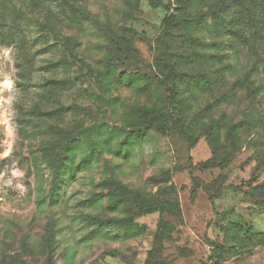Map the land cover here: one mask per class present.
<instances>
[{
    "label": "rangeland",
    "instance_id": "rangeland-1",
    "mask_svg": "<svg viewBox=\"0 0 264 264\" xmlns=\"http://www.w3.org/2000/svg\"><path fill=\"white\" fill-rule=\"evenodd\" d=\"M49 255L264 264V0H0V264Z\"/></svg>",
    "mask_w": 264,
    "mask_h": 264
},
{
    "label": "trees",
    "instance_id": "trees-1",
    "mask_svg": "<svg viewBox=\"0 0 264 264\" xmlns=\"http://www.w3.org/2000/svg\"><path fill=\"white\" fill-rule=\"evenodd\" d=\"M221 21L223 23V20H221ZM177 23L179 25L188 24V22L186 20H179ZM236 25H237L236 24V18L233 21L231 20L229 22L224 23V27H227V26L236 27ZM167 57H168L167 51H165V50L159 51V53L157 54L156 59H155V65H156L157 71L160 74L166 73L165 76L171 77L172 79L174 77H178V75H176V73L174 72V70H172V67L168 63ZM144 117L147 121L152 122L155 120L156 115L154 112H148V113L144 114ZM231 130L232 129L229 130V136H231ZM70 150H71V145H67V147L62 150L61 156L57 160L58 165H56L55 162H53L52 160L49 161V166H51L52 170L54 171V173L52 175V183H51V197H52V195H54V192L56 191V187H57V185L61 179V170H60L61 167H60V165L62 164L63 159H65V154ZM212 165H213L212 163L207 161V162H204L203 164H199L198 167H200L202 169V168H206V167H209ZM152 211H154V210H148L146 213L152 212ZM51 231H52V227H50V232ZM50 245L51 244H49V246ZM49 251H50V248H49ZM45 264H53L52 263V257L50 255L48 256Z\"/></svg>",
    "mask_w": 264,
    "mask_h": 264
}]
</instances>
